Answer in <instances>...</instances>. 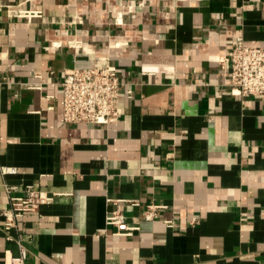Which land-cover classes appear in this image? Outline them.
<instances>
[{
	"label": "crops",
	"instance_id": "obj_1",
	"mask_svg": "<svg viewBox=\"0 0 264 264\" xmlns=\"http://www.w3.org/2000/svg\"><path fill=\"white\" fill-rule=\"evenodd\" d=\"M239 36L264 46V0H0V264L19 242L23 264H264V96L219 61ZM107 62L118 121L65 123V71ZM6 185L51 202L7 231Z\"/></svg>",
	"mask_w": 264,
	"mask_h": 264
},
{
	"label": "built area",
	"instance_id": "obj_2",
	"mask_svg": "<svg viewBox=\"0 0 264 264\" xmlns=\"http://www.w3.org/2000/svg\"><path fill=\"white\" fill-rule=\"evenodd\" d=\"M18 17L31 20L41 17L38 10H19ZM70 47L80 49L81 41H73ZM223 74L228 79L230 93L237 97L264 96V46L246 44L243 36L235 39L229 53L219 59ZM63 87V119L65 123H85L92 125H110L118 121L120 108V80L117 67L110 62L88 68L73 67L65 71ZM129 95L132 91H128ZM3 173H15L14 167H3ZM16 186L6 185L10 199V208L3 212L5 229L16 226L19 218L28 213L38 212L42 205L51 202L52 197L44 196L32 185H27L22 194H13ZM139 205L138 201L133 202ZM167 205L155 202L145 205L144 219L155 221ZM173 228V220L165 221ZM196 219H192V223ZM107 224L117 226V235H133L137 226L129 225L119 210H113L107 216ZM11 238V235H8ZM20 255L13 263L23 264L28 255L26 246L19 242Z\"/></svg>",
	"mask_w": 264,
	"mask_h": 264
}]
</instances>
